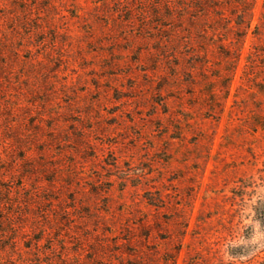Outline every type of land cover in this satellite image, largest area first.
<instances>
[{
	"label": "rangeland",
	"instance_id": "1",
	"mask_svg": "<svg viewBox=\"0 0 264 264\" xmlns=\"http://www.w3.org/2000/svg\"><path fill=\"white\" fill-rule=\"evenodd\" d=\"M142 3L0 0V264H264V0L204 63Z\"/></svg>",
	"mask_w": 264,
	"mask_h": 264
},
{
	"label": "trees",
	"instance_id": "2",
	"mask_svg": "<svg viewBox=\"0 0 264 264\" xmlns=\"http://www.w3.org/2000/svg\"><path fill=\"white\" fill-rule=\"evenodd\" d=\"M142 5L144 10L139 15L148 17L141 20L139 36L153 41V52H146L160 61L187 57L204 63L208 31L230 33L241 28V0H143ZM217 11H229L230 17ZM151 31L153 36H149ZM240 49L234 52L235 60Z\"/></svg>",
	"mask_w": 264,
	"mask_h": 264
}]
</instances>
